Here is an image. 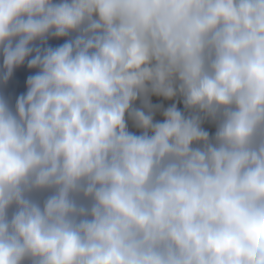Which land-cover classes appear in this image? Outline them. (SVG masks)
<instances>
[{"label": "clouds", "instance_id": "obj_1", "mask_svg": "<svg viewBox=\"0 0 264 264\" xmlns=\"http://www.w3.org/2000/svg\"><path fill=\"white\" fill-rule=\"evenodd\" d=\"M0 264H264V0H0Z\"/></svg>", "mask_w": 264, "mask_h": 264}]
</instances>
